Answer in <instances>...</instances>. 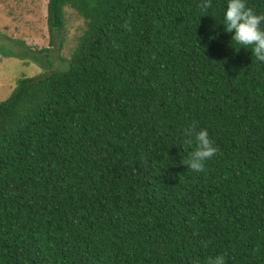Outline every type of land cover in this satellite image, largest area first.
Listing matches in <instances>:
<instances>
[{"label":"trees","instance_id":"trees-1","mask_svg":"<svg viewBox=\"0 0 264 264\" xmlns=\"http://www.w3.org/2000/svg\"><path fill=\"white\" fill-rule=\"evenodd\" d=\"M211 2L48 0L51 40L66 7L87 28L0 104V264H264V63ZM194 125L218 149L200 173Z\"/></svg>","mask_w":264,"mask_h":264},{"label":"rangeland","instance_id":"rangeland-1","mask_svg":"<svg viewBox=\"0 0 264 264\" xmlns=\"http://www.w3.org/2000/svg\"><path fill=\"white\" fill-rule=\"evenodd\" d=\"M48 0H0V104L7 101L22 78H40L50 73L35 60L37 49H51L55 70H68L72 54L84 35L87 23L74 9H64L65 25L51 40L48 29ZM51 41L54 42L51 45Z\"/></svg>","mask_w":264,"mask_h":264},{"label":"clouds","instance_id":"clouds-1","mask_svg":"<svg viewBox=\"0 0 264 264\" xmlns=\"http://www.w3.org/2000/svg\"><path fill=\"white\" fill-rule=\"evenodd\" d=\"M211 7V0H202V11ZM220 26L225 33L232 34L231 45L234 43L240 46V49L248 51L250 48L252 57L254 56L257 62L264 63V14H258L248 7L246 0H227L223 23ZM218 36L219 33L209 39L215 40ZM232 48L236 50L235 47ZM189 135L194 138L195 148L181 163L190 171L200 173L205 170L206 163L217 155L218 149L206 129L196 131L194 125ZM207 264H227V261L224 255L218 254L210 256Z\"/></svg>","mask_w":264,"mask_h":264}]
</instances>
